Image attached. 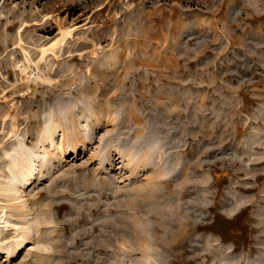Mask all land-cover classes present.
<instances>
[{"label": "rangeland", "instance_id": "obj_1", "mask_svg": "<svg viewBox=\"0 0 264 264\" xmlns=\"http://www.w3.org/2000/svg\"><path fill=\"white\" fill-rule=\"evenodd\" d=\"M50 124L0 264H264V0H0V176Z\"/></svg>", "mask_w": 264, "mask_h": 264}, {"label": "bare ground", "instance_id": "obj_2", "mask_svg": "<svg viewBox=\"0 0 264 264\" xmlns=\"http://www.w3.org/2000/svg\"><path fill=\"white\" fill-rule=\"evenodd\" d=\"M39 77V76H38ZM59 125L50 124L43 129L40 140L31 146L25 144L23 141L19 143L12 152L6 154V175L0 176L4 183L3 190L12 193L17 189V184L29 183L32 184L39 176L43 174L42 169L46 167L49 162V157L53 150L64 152L63 144H56L54 140V133ZM61 139L64 141V133L61 134ZM69 136V135H68ZM75 150V146L72 147ZM16 182H18L16 184ZM0 184L1 180H0ZM14 193V192H13ZM9 219L4 217L1 221L0 227H6L9 224ZM15 247L6 248V256L13 254Z\"/></svg>", "mask_w": 264, "mask_h": 264}]
</instances>
